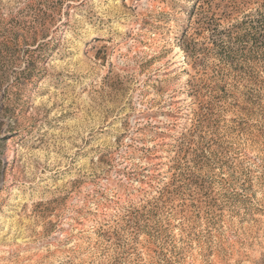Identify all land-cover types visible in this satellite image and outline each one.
<instances>
[{"label": "rangeland", "instance_id": "rangeland-1", "mask_svg": "<svg viewBox=\"0 0 264 264\" xmlns=\"http://www.w3.org/2000/svg\"><path fill=\"white\" fill-rule=\"evenodd\" d=\"M0 264H264V0H0Z\"/></svg>", "mask_w": 264, "mask_h": 264}, {"label": "bare ground", "instance_id": "bare-ground-1", "mask_svg": "<svg viewBox=\"0 0 264 264\" xmlns=\"http://www.w3.org/2000/svg\"><path fill=\"white\" fill-rule=\"evenodd\" d=\"M155 46V45H154ZM145 53V52H144ZM164 55V54H163ZM136 58V57H135ZM117 61V60H116ZM156 61V60H155ZM161 63V62H160ZM164 64V63H163ZM107 87V86H106ZM158 100V99H157ZM99 101V100H98ZM160 101V100H159ZM114 110V109H113ZM88 141V140H87ZM132 143V142H131ZM156 156V155H155ZM166 160V159H165ZM126 161V160H125ZM152 161V160H151ZM156 161V160H155ZM161 161V160H160ZM57 162V161H56ZM121 162V161H120ZM155 163V162H154ZM135 166V165H134ZM122 177V176H121ZM131 183V182H130ZM72 185V184H71ZM84 187V186H82ZM81 190V189H80ZM92 190V189H91ZM88 191V190H87ZM106 192V191H105ZM78 195V194H77ZM106 202V201H105ZM88 205V204H87ZM69 211V210H68ZM84 230V229H83Z\"/></svg>", "mask_w": 264, "mask_h": 264}]
</instances>
